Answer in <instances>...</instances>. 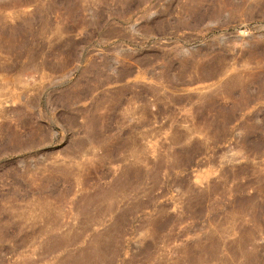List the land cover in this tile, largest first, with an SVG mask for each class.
<instances>
[{
  "label": "rangeland",
  "instance_id": "rangeland-1",
  "mask_svg": "<svg viewBox=\"0 0 264 264\" xmlns=\"http://www.w3.org/2000/svg\"><path fill=\"white\" fill-rule=\"evenodd\" d=\"M0 264H264V0H0Z\"/></svg>",
  "mask_w": 264,
  "mask_h": 264
}]
</instances>
